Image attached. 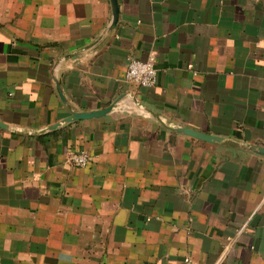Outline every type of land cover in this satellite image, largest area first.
Segmentation results:
<instances>
[{
	"label": "crops",
	"instance_id": "crops-1",
	"mask_svg": "<svg viewBox=\"0 0 264 264\" xmlns=\"http://www.w3.org/2000/svg\"><path fill=\"white\" fill-rule=\"evenodd\" d=\"M117 3L0 0V264H264V0Z\"/></svg>",
	"mask_w": 264,
	"mask_h": 264
},
{
	"label": "water",
	"instance_id": "water-1",
	"mask_svg": "<svg viewBox=\"0 0 264 264\" xmlns=\"http://www.w3.org/2000/svg\"><path fill=\"white\" fill-rule=\"evenodd\" d=\"M111 3H112V9H113V25H115L117 22V19H118V3H117V0H111ZM58 90H59V94H60L62 100L64 102H66L62 90L60 88ZM115 105H116V102L111 104L107 108L100 109V110H94L91 112L72 111V114L70 116L64 118L62 121L57 122L56 124H53L52 126H50V129H54V128L60 126L62 123H67V122L74 121V120L90 119V118L104 116L107 113L111 112L113 110V108L115 107ZM160 121L162 122V120H160ZM162 123L165 124V122H162ZM165 125L167 127H169L170 129L175 130L177 132L187 134V135H190V136H193V137H196L199 139H203L206 141H210V142L222 143V142L226 141V139H227V138H224L221 136L199 132V131H196V130H193V129H190L187 127L172 126V125H168V124H165ZM0 126L6 127L5 124H3L1 121H0ZM238 143L241 146L249 147L254 152L264 154V146H259V145H255V144H249V143H240V142H238Z\"/></svg>",
	"mask_w": 264,
	"mask_h": 264
},
{
	"label": "built area",
	"instance_id": "built-area-1",
	"mask_svg": "<svg viewBox=\"0 0 264 264\" xmlns=\"http://www.w3.org/2000/svg\"><path fill=\"white\" fill-rule=\"evenodd\" d=\"M125 77L127 80L142 86L156 85L158 80V70L156 68L154 56H151L146 61L136 58L130 59ZM70 160L80 167L87 166L90 161L89 154L85 151L72 153ZM190 261L189 257L185 258L186 263H189Z\"/></svg>",
	"mask_w": 264,
	"mask_h": 264
}]
</instances>
